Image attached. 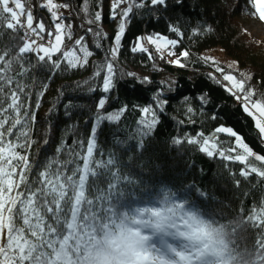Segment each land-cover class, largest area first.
Segmentation results:
<instances>
[{
  "label": "snow or ice",
  "instance_id": "obj_1",
  "mask_svg": "<svg viewBox=\"0 0 264 264\" xmlns=\"http://www.w3.org/2000/svg\"><path fill=\"white\" fill-rule=\"evenodd\" d=\"M83 2L86 5L84 12L89 18L80 25L83 35L68 46L64 40H72V24H65L68 18L59 12L61 8H69L68 3L46 0L36 5L32 0H0V38L4 29L13 33L10 37L13 43L0 47V264H219L210 258L216 241H209L207 237L196 244H185L183 251H177L166 242L161 248L149 250L147 237H138L130 244L118 242L122 217L116 205L117 196L134 181L130 172L125 173V168L130 166L123 163L117 151L99 152L97 158V133L102 124L119 121L126 111L121 107L109 112L106 104L109 100L107 94L115 87L116 58L129 19L135 10L151 6L167 11L169 4L168 0ZM106 2L109 18L116 20L119 17L120 22L111 37L113 43L108 55L95 72L96 76L102 75V95L96 101L94 126L89 129L86 140L77 139L73 145L61 143L52 156L40 162L31 160L29 149L35 143L31 126L36 117L30 111L32 105L27 103L33 97L32 88L23 82L31 71L26 65H32L25 56L35 54L36 64L32 68L46 67L50 76L61 69L86 67L93 52L89 50L85 37L92 34L96 40L105 38L100 25ZM247 3L250 14L264 22V0H247ZM182 4L183 0H175L173 6ZM33 7H43L51 16L52 25L47 29L49 39L46 44L37 43L38 39L44 40L46 26L43 20H36ZM170 31L177 38L149 34L137 38L131 51L148 53L151 59V53L142 43L147 40L156 46L161 58L165 49L169 55H175L174 49L182 42L184 33L175 26H171ZM94 47L101 45L95 44ZM57 53L60 56L53 60ZM189 55L187 50H182L169 63L185 67L182 61ZM14 64H19V69H14ZM217 71L222 73L223 69L218 67ZM13 72L20 79H15ZM210 78L215 79L211 74ZM223 81L228 82L225 90L241 103L242 111L254 121V127L264 138V92L251 86L247 77L237 79L232 74H224ZM148 82L149 78L144 77L142 83ZM41 88L46 90L47 84L42 83ZM43 90L36 94V108L40 106ZM200 101L204 103L206 98L200 97ZM153 104L155 107L149 105L141 109L144 116L139 123L144 135L156 126L157 114L164 110L167 98L158 96ZM67 107L66 114H70L72 106ZM188 112L191 113L192 109L189 108ZM215 133H226L234 138V145L227 154L223 150L214 152L217 148L214 135L204 138L201 133L199 140L189 138L186 142L198 145L199 150L209 157L218 155L225 160L239 162L243 165L241 176L256 174L264 178V154H256L231 128L217 127ZM43 142L48 143L46 139ZM122 143L114 137L113 148L120 149ZM175 143L182 141L177 139ZM135 147L142 149L143 142H138ZM179 194L182 200L190 199L192 205H196L193 197L211 199L195 184L187 185L186 189L180 185ZM175 206L183 208V204ZM229 227L236 239L233 247L240 245L245 250L244 256L249 264H264V206L259 211H250L247 217L241 214ZM249 227L259 230L251 246L247 243L250 238L244 234Z\"/></svg>",
  "mask_w": 264,
  "mask_h": 264
},
{
  "label": "trees",
  "instance_id": "obj_2",
  "mask_svg": "<svg viewBox=\"0 0 264 264\" xmlns=\"http://www.w3.org/2000/svg\"><path fill=\"white\" fill-rule=\"evenodd\" d=\"M60 1L70 5L66 24H72V40H64V44L69 46L76 37L78 13L85 19L89 17L84 12L86 5L83 0ZM168 4L167 11L151 6L135 10L126 25L115 63V87L107 94L109 100L106 104L109 112L121 107L126 111L119 121L102 124L97 133L95 154L99 158V152L115 150L123 163L130 166L125 168V173L132 174L130 178L134 184L117 196L119 211L155 203L153 192L159 186H170L178 192L180 185L186 189L187 185L195 184L203 189L211 199L193 197L196 205L192 206L200 207L206 217L224 229L232 264H249L244 256L245 250L240 245L233 247L236 239L229 225L241 214L247 217L250 211H259L264 206V178L256 174L241 176L243 165L239 162L228 161L218 155L209 157L199 150L198 145L188 144L186 140L197 138L201 133L206 137L219 135L221 145L229 150L234 145V138L226 133H215L217 127H227L236 131L256 154H264V140L254 127V121L242 111L241 103L225 90L224 73L216 75L219 72L203 56L208 50L221 49L237 64V69L231 68V73L237 79L247 77L251 86L264 92V42L245 31L240 18L253 15L249 6L238 4V0H183V4L177 7L173 6L175 0H168ZM90 10L94 11V8L90 7ZM34 15L36 20L44 21V36H47L49 24L46 15L41 10ZM119 22V17L114 21L109 18L106 2L100 25L105 38L96 40L92 34L85 37L89 50L93 52L86 67L61 69L50 76L46 67L32 68L36 62L30 54L25 56L32 65H26L31 71L23 82L32 88L33 97L27 103L32 105L30 111L36 117L31 126L35 141L29 149L31 160L43 161L52 156L61 143L73 145L77 139L88 138L89 129L95 123L96 101L102 95V75L96 76L95 72L108 55L113 43L111 37ZM171 26L178 28L184 36L174 49L175 55L168 56L167 64L162 66L153 58L149 59L148 53L131 51L144 31L177 38L170 31ZM3 31L0 47H7L13 43L10 39L13 33L7 29ZM95 44L101 47L96 48ZM182 50L190 53L182 61L185 67L169 63ZM59 56V53L54 54L53 60ZM13 68L19 69V64H14ZM11 74L20 79L15 72ZM210 74L215 79L210 78ZM144 77L149 78L148 83H142ZM42 83L47 84L46 90L41 88ZM42 90L44 94L39 99V108H36V94ZM158 96L167 98V104L162 112H158L156 126L144 135L139 123L143 118L141 109L149 105L155 107L153 101ZM200 97H205L206 101L201 103ZM69 105L72 106L71 113L66 114ZM114 137L123 142L120 149L113 148ZM45 139L47 144L43 142ZM177 139L182 143H175ZM141 141L143 148L135 147ZM258 231L249 227L244 233L250 238L247 241L249 246L255 241Z\"/></svg>",
  "mask_w": 264,
  "mask_h": 264
},
{
  "label": "clouds",
  "instance_id": "obj_3",
  "mask_svg": "<svg viewBox=\"0 0 264 264\" xmlns=\"http://www.w3.org/2000/svg\"><path fill=\"white\" fill-rule=\"evenodd\" d=\"M153 198V204L120 210L119 243L130 244L138 237H147L149 250L161 248L166 242L177 251H183L185 244H196L207 237L209 241H216L210 258L219 261V264H232V253L224 229L206 217L200 207L182 200L179 192L170 186H159L153 192ZM177 204H183V208L176 207Z\"/></svg>",
  "mask_w": 264,
  "mask_h": 264
},
{
  "label": "rangeland",
  "instance_id": "obj_4",
  "mask_svg": "<svg viewBox=\"0 0 264 264\" xmlns=\"http://www.w3.org/2000/svg\"><path fill=\"white\" fill-rule=\"evenodd\" d=\"M240 2V3H239ZM62 3V2H61ZM62 4H64V3H62ZM238 4H240V5H244L245 7H248L249 5H248V3H247V0H238ZM239 6V5H238ZM26 7H27V5H26ZM237 9H238V7H237ZM38 10H40V9H37V8H35L34 9V11H32L33 12V15L35 14V12L36 11H38ZM67 10V12H68V15L70 14V12H71V10H69V8H67L66 9ZM41 11L46 15V17H47V19H48V24H49V26H51L50 25V21H49V18H48V16H47V14L41 9ZM67 15V16H68ZM66 16V17H67ZM80 16H82L80 13H78V15H77V22H76V37H75V39L78 37V31H77V28H78V26H80V24L83 22L81 19V17ZM34 17H35V15H34ZM36 18V17H35ZM84 18V17H83ZM83 20H85V18L83 19ZM112 20V19H111ZM112 21H114V20H112ZM240 22H241V24L243 25V27H244V29H245V31L246 32H248V34H250L251 35V37H253V38H255V39H258L259 41H261L262 43L264 42V22H262V21H260L257 17H254V16H248V17H241L240 18ZM65 24H66V20H65ZM151 33V32H150ZM150 33H148L147 31H144L143 32V35L141 36V37H146L147 35H149ZM152 34V33H151ZM89 35V34H88ZM153 35V34H152ZM93 36V35H92ZM45 38H44V41L45 42H47L48 41V36H44ZM94 37V36H93ZM140 38V37H139ZM73 43V42H72ZM72 43L70 44V45H72ZM142 43L144 44V46L145 47H147L148 48V50H149V53H150V49L151 48H153V50L156 52V53H158L157 51H156V46L155 45H152V44H149L148 42H147V40H143L142 41ZM167 50L165 49L164 50V60L166 61V62H168V56H169V54L166 52ZM167 53V54H166ZM30 55H31V58H32V60L34 61V62H36V57H35V54H31L30 53ZM152 55V54H151ZM204 59L205 58H208L207 60H205L207 63H209V65H211V67L212 68H214L216 71H217V68L219 67V68H222L225 72H222V73H224V74H232V75H234L233 73H231V71L232 70H236L237 69V64H236V62L235 61H233L231 58H229V57H227L224 53H223V51L221 50V49H219V48H217V49H214V50H208L207 52H205L204 53ZM226 66V67H225ZM225 68H227L228 69V71L225 69ZM231 68H232V70H231ZM218 72V71H217ZM233 72V71H232ZM219 73H221V72H219ZM219 73H217L216 75H218V76H221L222 75V73L221 74H219ZM223 77V76H222ZM225 83L226 84H228V82L227 81H225ZM239 102V101H238ZM142 115L144 116V114L142 113ZM199 138H200V136L199 137H197L196 139H198L199 140ZM204 138H208V137H206V136H204ZM263 140H264V138H262ZM215 142H216V144H217V148L214 150V152H218V151H221V150H223V151H225L226 152V154H227V152H228V150L226 149V148H224L225 146H224V144H222L221 145V143H222V140H221V137L219 136V135H215ZM235 153H233V155H234Z\"/></svg>",
  "mask_w": 264,
  "mask_h": 264
},
{
  "label": "built area",
  "instance_id": "obj_5",
  "mask_svg": "<svg viewBox=\"0 0 264 264\" xmlns=\"http://www.w3.org/2000/svg\"><path fill=\"white\" fill-rule=\"evenodd\" d=\"M32 2L34 3V4H36V5H39V4H42V3H44V2H46V0H32ZM54 2L55 3H58V4H62L59 0H54ZM35 8H37V9H42L46 14H47V16H48V18H49V21H50V25H52V19H51V16H50V14L48 13V11L46 10V9H44L43 7H33V9H32V11H34V9ZM59 12L60 13H62L65 17L68 15V12H67V10L65 9V8H61V9H59ZM82 19V21H84L83 19V15L82 16H80ZM118 18V17H117ZM116 18V19H117ZM83 23V22H82ZM81 23V24H82ZM80 24V25H81ZM77 31H78V36H80V35H83V29L80 27V26H78V28H77ZM148 32V31H147ZM148 33H150V32H148ZM151 34V33H150ZM37 43H39V44H46L47 42H45L44 40H37ZM69 46H71V45H69ZM151 51H150V53L152 54L151 56H152V58L154 59V60H156V61H158L159 63H160V65H165V64H167V62L164 60L165 58L163 57V58H161V56H160V53H156L154 50H153V48H151L150 49Z\"/></svg>",
  "mask_w": 264,
  "mask_h": 264
},
{
  "label": "bare ground",
  "instance_id": "obj_6",
  "mask_svg": "<svg viewBox=\"0 0 264 264\" xmlns=\"http://www.w3.org/2000/svg\"><path fill=\"white\" fill-rule=\"evenodd\" d=\"M166 52L168 53V50H167ZM167 53H166V54H167ZM163 57H164V54H163Z\"/></svg>",
  "mask_w": 264,
  "mask_h": 264
}]
</instances>
